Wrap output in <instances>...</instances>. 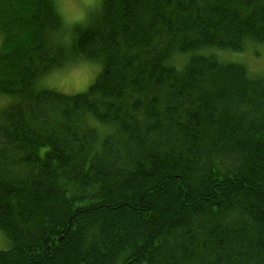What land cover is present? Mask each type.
Listing matches in <instances>:
<instances>
[{
	"label": "trees",
	"instance_id": "1",
	"mask_svg": "<svg viewBox=\"0 0 264 264\" xmlns=\"http://www.w3.org/2000/svg\"><path fill=\"white\" fill-rule=\"evenodd\" d=\"M85 22L66 45L54 0H0V264H264V76L206 52L264 44V0ZM67 56L101 65L85 93L38 85Z\"/></svg>",
	"mask_w": 264,
	"mask_h": 264
},
{
	"label": "rangeland",
	"instance_id": "2",
	"mask_svg": "<svg viewBox=\"0 0 264 264\" xmlns=\"http://www.w3.org/2000/svg\"><path fill=\"white\" fill-rule=\"evenodd\" d=\"M61 12L62 34L61 40L66 44L71 43L72 30L76 25L86 23V19H90L93 13L100 5L87 6L83 0H54ZM25 6L19 7V9ZM82 15V19L79 17ZM71 20L72 23L66 21ZM46 28V25H43ZM3 36L0 32V48ZM56 48V47H54ZM209 55L215 56L222 63H236L244 65L252 74L264 76V44L251 43L246 45L240 51H232L227 49L213 48L207 50ZM67 55V54H65ZM188 56L174 54L171 56V63L180 68ZM67 62L64 66L54 69L48 74L41 76L38 81L40 87L49 88L67 95L85 93L88 88L95 82L101 71V65L98 62H90L78 57L73 59L66 57ZM6 100L4 107L10 101V98L3 97ZM85 117V116H84ZM87 119V118H86ZM88 120V119H87ZM89 123L97 127L101 134L107 133V126L88 120ZM11 249V242L6 235L0 231V250Z\"/></svg>",
	"mask_w": 264,
	"mask_h": 264
},
{
	"label": "snow or ice",
	"instance_id": "3",
	"mask_svg": "<svg viewBox=\"0 0 264 264\" xmlns=\"http://www.w3.org/2000/svg\"><path fill=\"white\" fill-rule=\"evenodd\" d=\"M84 3H86V0H83ZM98 4V0H94V2L92 3V5H97ZM82 15L79 17V19H82ZM67 23H72L71 20L66 21ZM6 103V100L3 97H0V106H3Z\"/></svg>",
	"mask_w": 264,
	"mask_h": 264
},
{
	"label": "clouds",
	"instance_id": "4",
	"mask_svg": "<svg viewBox=\"0 0 264 264\" xmlns=\"http://www.w3.org/2000/svg\"><path fill=\"white\" fill-rule=\"evenodd\" d=\"M93 2H94V0H86V3L85 4L87 6H91Z\"/></svg>",
	"mask_w": 264,
	"mask_h": 264
}]
</instances>
